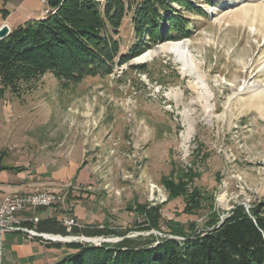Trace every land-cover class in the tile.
Instances as JSON below:
<instances>
[{
  "label": "rangeland",
  "instance_id": "374dc122",
  "mask_svg": "<svg viewBox=\"0 0 264 264\" xmlns=\"http://www.w3.org/2000/svg\"><path fill=\"white\" fill-rule=\"evenodd\" d=\"M208 1L190 38L156 45L108 76L65 83L47 72L19 80L18 95L4 90L0 114L7 103L14 119L0 127V168L29 162L43 171L49 160L71 169L66 185L29 194L62 191V213L76 205V214L88 211L81 229L124 238L191 235L220 225L237 206L264 205V0ZM1 7L12 25L48 10L45 0ZM127 12L116 37L120 53L133 43ZM176 43L188 45L187 61L156 52ZM20 174L0 171V183ZM155 212L158 229L145 217ZM55 247L36 254L53 256Z\"/></svg>",
  "mask_w": 264,
  "mask_h": 264
},
{
  "label": "trees",
  "instance_id": "16d2710c",
  "mask_svg": "<svg viewBox=\"0 0 264 264\" xmlns=\"http://www.w3.org/2000/svg\"><path fill=\"white\" fill-rule=\"evenodd\" d=\"M8 0H0L5 5ZM46 16L28 20L0 40V86L18 95L19 80L51 73L67 82L105 77L156 45L190 38L193 19L205 18L208 0H45ZM129 11L133 43L120 53L116 37ZM3 20L9 13L0 8ZM139 216L143 207L133 209ZM185 211H183L184 213ZM146 217L158 229L159 213ZM40 232L68 235L57 220L37 224ZM71 235H117L99 247L66 244L55 264H264V205L233 208L220 225L191 235L169 231L164 238H124L107 229L73 227ZM167 235H170L167 237ZM181 239L182 241L177 240ZM57 248V247H56Z\"/></svg>",
  "mask_w": 264,
  "mask_h": 264
},
{
  "label": "crops",
  "instance_id": "0c3cea01",
  "mask_svg": "<svg viewBox=\"0 0 264 264\" xmlns=\"http://www.w3.org/2000/svg\"><path fill=\"white\" fill-rule=\"evenodd\" d=\"M25 3V2H24ZM47 12V11H46ZM9 13V12H8ZM45 14V12L40 13L38 16L35 17V20L42 19ZM10 15V13H9ZM1 17V16H0ZM9 16L5 20L0 21V27L2 25H6L9 28V31L11 29L16 28L17 26L23 24L26 21H23L20 24H11L9 22ZM29 20H33L32 18ZM1 89V87H0ZM4 90L0 91V96L3 94ZM11 119H14V113L12 109H10V106H8L7 103H5V106L3 107V112L0 114V127L2 123L5 121H10ZM23 166V165H21ZM19 165L12 167H1L0 171L3 170H15L17 173L20 174V179L17 182H3L0 183V191L1 195L7 194V193H20V194H28L33 193L35 190L33 188H38L41 186H57V185H66L71 180V169H60L59 166L51 162L49 160L45 161L43 165V171L39 168L32 166L31 163H27V165L21 167ZM55 191V190H50ZM58 193H61L59 191H55ZM64 203V202H63ZM78 206V205H76ZM74 209L70 210V213L64 212L62 213V209L59 208V206H55L53 208H50V211L42 210V208H39L36 210V216L39 219V222L47 221V220H57V222L62 219L63 217L74 219L76 226L75 228L81 229L82 226L87 225L85 222V219H89V214L85 211H80L79 213H75V207ZM70 208H72V205H70ZM41 209V210H40ZM64 210V209H63ZM45 214L44 217H41L40 212ZM90 213V212H89ZM33 216V212L31 209L19 211L15 214V217L18 218L20 221H28ZM91 220H88V223H90ZM59 223V222H58ZM92 223V222H91ZM85 228V227H84ZM45 233V232H44ZM67 244V243H66ZM66 244H59L54 245L57 247V249L54 250L53 256L49 253L47 255L45 254H36V250L41 247H44L43 244L39 243L38 241H30L26 239L22 234H7L3 237V253H2V262L3 264H51L52 260L55 261L52 264H55L62 260L68 253L69 250L65 249L62 246H66ZM39 247H38V246ZM55 247V248H56ZM56 256L54 257V255ZM45 256L49 259V262L47 263L45 261ZM39 257V259H37Z\"/></svg>",
  "mask_w": 264,
  "mask_h": 264
},
{
  "label": "built area",
  "instance_id": "2783aa9c",
  "mask_svg": "<svg viewBox=\"0 0 264 264\" xmlns=\"http://www.w3.org/2000/svg\"><path fill=\"white\" fill-rule=\"evenodd\" d=\"M64 197L55 191H44L36 194H4L0 191V264L3 253V237L7 234H22L30 241H38L46 246L59 244L78 243L93 247H100L101 244L110 242L104 237H85L84 235L71 236V229L76 226L74 219L63 217L58 222L65 228L68 235L44 233L37 230L39 219L36 210L39 208H53L63 204ZM31 209L33 216L28 221H20L15 217L19 211ZM112 242V241H111Z\"/></svg>",
  "mask_w": 264,
  "mask_h": 264
},
{
  "label": "bare ground",
  "instance_id": "6f19581e",
  "mask_svg": "<svg viewBox=\"0 0 264 264\" xmlns=\"http://www.w3.org/2000/svg\"><path fill=\"white\" fill-rule=\"evenodd\" d=\"M187 50H189L187 44L176 43V44H174L171 47L166 48V49L165 48H159V49H157L156 52L165 51V52L173 53V55H177V57L181 61L185 62V60L187 59V54L189 53V51H187ZM246 91H248V90H246ZM257 95H258V93L255 92V94L251 95V97H250V101L253 104L258 102V100H259V96H257ZM207 113H209V112H207ZM220 200H222V198Z\"/></svg>",
  "mask_w": 264,
  "mask_h": 264
},
{
  "label": "water",
  "instance_id": "95a60500",
  "mask_svg": "<svg viewBox=\"0 0 264 264\" xmlns=\"http://www.w3.org/2000/svg\"><path fill=\"white\" fill-rule=\"evenodd\" d=\"M10 31L8 26L2 25L0 27V40L5 39L9 35Z\"/></svg>",
  "mask_w": 264,
  "mask_h": 264
}]
</instances>
